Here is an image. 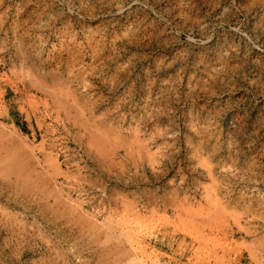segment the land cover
I'll use <instances>...</instances> for the list:
<instances>
[{"label": "rangeland", "instance_id": "1", "mask_svg": "<svg viewBox=\"0 0 264 264\" xmlns=\"http://www.w3.org/2000/svg\"><path fill=\"white\" fill-rule=\"evenodd\" d=\"M0 264H264V0H0Z\"/></svg>", "mask_w": 264, "mask_h": 264}]
</instances>
